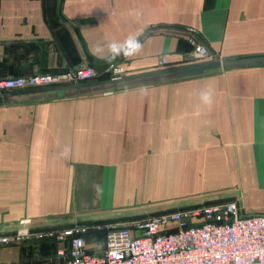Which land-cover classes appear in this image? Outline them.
Returning <instances> with one entry per match:
<instances>
[{
  "label": "crops",
  "instance_id": "1",
  "mask_svg": "<svg viewBox=\"0 0 264 264\" xmlns=\"http://www.w3.org/2000/svg\"><path fill=\"white\" fill-rule=\"evenodd\" d=\"M187 30L221 60L264 56V0H0V78L111 61L127 76L189 65ZM129 36L142 50L108 59L106 45ZM97 45L105 47L104 58L94 54ZM202 91L211 92V104L201 101ZM126 182L134 190L152 182V199L237 191L243 213L264 214V67L0 106V224L40 221L34 218L68 207L113 206V187ZM97 233L86 241L100 255ZM26 257L24 248L0 246V264Z\"/></svg>",
  "mask_w": 264,
  "mask_h": 264
},
{
  "label": "built area",
  "instance_id": "2",
  "mask_svg": "<svg viewBox=\"0 0 264 264\" xmlns=\"http://www.w3.org/2000/svg\"><path fill=\"white\" fill-rule=\"evenodd\" d=\"M193 47L192 63L217 59L196 31H186ZM161 67L167 57L159 59ZM126 76L117 61L82 65L58 74L0 78V96L13 92L94 83ZM92 229V230H91ZM104 231L106 250L89 252L86 236ZM69 239L64 264H264V214L242 212L237 200L173 211L161 215L106 225L65 227ZM0 235V244L8 243Z\"/></svg>",
  "mask_w": 264,
  "mask_h": 264
},
{
  "label": "water",
  "instance_id": "3",
  "mask_svg": "<svg viewBox=\"0 0 264 264\" xmlns=\"http://www.w3.org/2000/svg\"><path fill=\"white\" fill-rule=\"evenodd\" d=\"M258 67H264V56L242 57L224 60L217 58L214 60L192 63L177 68L163 69L146 74L125 76L122 78L103 80L94 83L36 89L24 92H13L0 96V106L19 105L26 103L34 104L58 99L91 98L113 94L116 92L204 77L214 73H224ZM239 199V192L233 191L103 214L55 218L40 221L8 222L0 224V235L45 228L69 227L90 223L134 219Z\"/></svg>",
  "mask_w": 264,
  "mask_h": 264
},
{
  "label": "rangeland",
  "instance_id": "4",
  "mask_svg": "<svg viewBox=\"0 0 264 264\" xmlns=\"http://www.w3.org/2000/svg\"><path fill=\"white\" fill-rule=\"evenodd\" d=\"M204 41V40H203ZM189 42V41H188ZM205 42V41H204ZM206 43V42H205ZM190 44V43H189ZM209 46V45H208ZM211 49V47L209 46ZM193 49V47H192ZM192 51V50H191ZM212 51V49H211ZM213 52V51H212ZM213 54L218 58V55H216L214 52ZM192 63V61H189ZM194 63V62H193ZM127 76V73H126ZM155 92V91H152ZM158 92V91H157ZM131 94V93H130ZM129 104L125 103V107L128 108ZM157 153V152H156ZM171 155L177 154V152L171 151ZM155 160V159H154ZM130 160H128L129 162ZM155 162V161H154ZM123 164V163H122ZM156 167V163H155ZM74 169H77L75 167ZM152 182H144V183H137L136 188L134 190L133 184L126 182L123 183V185L118 186L117 184L113 187V194L115 200L113 201V204L115 205H107V206H97V207H68L67 210H64V212H58V213H49L44 214L43 216L35 217L34 219L38 220H46V219H54V218H61V217H68V216H74V215H82V214H88V213H103V212H110V211H120L123 209H135L140 206H149V205H157L162 204L166 202H171L175 200L172 197L167 198H153L150 197L151 190L152 189ZM187 186H189L187 184ZM112 189V186H110ZM136 191V192H135ZM115 192V193H114ZM135 196H134V194ZM149 194V198L147 195ZM187 194V193H186ZM167 195L174 196L177 194H171V192H167ZM120 196H123L125 200H120ZM133 196V197H131ZM199 196V195H198ZM198 196H188V198L184 199H191ZM151 198V199H150ZM118 199V201H117ZM113 200V199H112ZM182 200V199H181ZM117 204H116V203ZM67 215V216H66ZM4 217V216H3ZM46 217V218H45ZM48 217V218H47ZM125 221H119L116 223H124ZM92 226V225H90ZM65 230V227H56V228H45V229H39V230H32V231H21V232H14V233H6L2 234L1 236L7 237L9 239L8 243L0 244L1 247L4 246H14L19 248H24L26 252V260L23 262V264H61L63 263V259H65V256L59 257V252L61 250H66L69 246L70 240L65 238L61 239L60 233ZM92 230V229H91ZM94 231H92L93 233ZM100 233H97L98 236L93 237V240L98 242V248L96 249V252L100 255L104 254L103 251L105 247L106 238L104 235V231H99ZM100 249V250H99ZM99 250V251H97ZM102 250V251H101Z\"/></svg>",
  "mask_w": 264,
  "mask_h": 264
},
{
  "label": "clouds",
  "instance_id": "5",
  "mask_svg": "<svg viewBox=\"0 0 264 264\" xmlns=\"http://www.w3.org/2000/svg\"><path fill=\"white\" fill-rule=\"evenodd\" d=\"M108 52V59H115L118 56L123 55L124 57H131L137 55L142 50V44L135 36H129L123 42H110L106 45ZM94 54L104 58L105 47L97 45L93 49ZM200 99L205 104L212 103V94L211 92L202 91L200 93Z\"/></svg>",
  "mask_w": 264,
  "mask_h": 264
},
{
  "label": "trees",
  "instance_id": "6",
  "mask_svg": "<svg viewBox=\"0 0 264 264\" xmlns=\"http://www.w3.org/2000/svg\"><path fill=\"white\" fill-rule=\"evenodd\" d=\"M97 224H99V223H97ZM103 224V223H102Z\"/></svg>",
  "mask_w": 264,
  "mask_h": 264
}]
</instances>
